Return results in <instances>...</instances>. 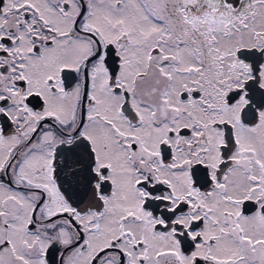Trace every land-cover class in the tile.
Instances as JSON below:
<instances>
[{"label":"snow or ice","instance_id":"obj_1","mask_svg":"<svg viewBox=\"0 0 264 264\" xmlns=\"http://www.w3.org/2000/svg\"><path fill=\"white\" fill-rule=\"evenodd\" d=\"M0 264H264V0H0Z\"/></svg>","mask_w":264,"mask_h":264}]
</instances>
